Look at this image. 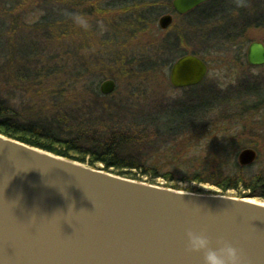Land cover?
<instances>
[{
    "label": "water",
    "instance_id": "obj_1",
    "mask_svg": "<svg viewBox=\"0 0 264 264\" xmlns=\"http://www.w3.org/2000/svg\"><path fill=\"white\" fill-rule=\"evenodd\" d=\"M208 0H172L185 14ZM170 14L159 17L167 29ZM247 63L264 65V45L247 47ZM207 73L186 54L169 69L174 88L197 85ZM115 82L99 85L102 95ZM256 151L241 150V166ZM204 230L242 250L244 264H264V204L250 198L183 191L125 178L0 134V264H202L186 232Z\"/></svg>",
    "mask_w": 264,
    "mask_h": 264
},
{
    "label": "trees",
    "instance_id": "obj_2",
    "mask_svg": "<svg viewBox=\"0 0 264 264\" xmlns=\"http://www.w3.org/2000/svg\"><path fill=\"white\" fill-rule=\"evenodd\" d=\"M46 1L48 4L60 5L65 9V14L48 19L43 16L35 26L41 30V37L48 38L51 43L55 42L56 53L63 51L68 55L69 50L64 48L61 50L60 47L65 43L64 39L70 37L74 28L82 27L76 23L75 17L85 18L82 14L69 16L68 8L75 10L88 1ZM171 2L172 0H124L119 6L120 14L122 12L124 14V10L131 11L126 13L127 18L123 17L125 20L115 21L118 32H115L114 38L118 40L120 35L127 31L135 34L143 22L148 21L150 24L153 20L154 23L155 18L161 13H172ZM16 3L9 0V3L4 2L0 7L3 8L2 14L12 19L9 25L13 26L12 32L18 27L16 20L13 19L12 8ZM91 4L95 7L93 1ZM229 5L233 8L228 9ZM185 17H188L185 25L193 32L196 30L194 27L196 23L203 29L205 26L212 27L211 35H208L214 45L210 51L215 49L216 44L217 46L228 44L241 51L247 41L245 36L247 30L251 27H264V0H209L187 13ZM110 27L113 28L111 24ZM184 38L187 37L183 32L173 38L168 37L160 42V47L156 48L155 53L159 49L161 61L164 62L165 55L166 61L173 63L180 56L188 54L179 50ZM221 48L218 47V50ZM115 53L113 57L117 62L118 75L140 73L154 64L150 59L146 63L142 54H138L139 57L136 58L129 53L125 55L119 51ZM189 53L207 61L199 52ZM36 54H31L30 57ZM30 57L13 65L0 62V134L92 168L103 169L137 181L159 185L157 181L163 180L166 182L161 184L162 186L179 189L173 185L175 181L212 183L215 177L219 179L217 186L221 192L237 189V184L243 183L246 187L242 190L251 192L239 197L264 199V174L259 173L248 182L239 174L225 176L226 158L222 159V154L219 155L212 144L216 138L217 127L212 119L194 111L189 101L185 103L180 100L170 103L156 101L139 106L131 104L132 100L102 95L95 87L87 88L89 92L87 101L80 100L74 109H67L62 105L61 109L64 108L61 111L59 107L54 106L60 103L52 104V78L64 73L63 65H55L56 63L52 65L54 54L47 60L40 56H34L29 60ZM127 57L131 60L127 61ZM2 58L4 57L0 56V60ZM138 58L140 61L135 63L134 59ZM32 60L34 65H30ZM72 68L77 70L75 75L80 77L95 74V70L99 69L93 63L86 65L84 62L75 64ZM19 83L27 85L40 98L39 100L46 103H41L42 106L54 108L53 112L58 110L51 116L52 122L51 120L43 123L32 120L22 122L15 117L8 104L12 97L6 96V93L10 94L11 89L8 88ZM196 88H189L190 93ZM231 165L234 170L242 169L237 163Z\"/></svg>",
    "mask_w": 264,
    "mask_h": 264
},
{
    "label": "rangeland",
    "instance_id": "obj_3",
    "mask_svg": "<svg viewBox=\"0 0 264 264\" xmlns=\"http://www.w3.org/2000/svg\"><path fill=\"white\" fill-rule=\"evenodd\" d=\"M14 1L17 2L16 6L12 7L14 10L13 19L16 20L18 25L16 31H11L13 26L9 25L12 19L2 14L3 8H0V56L4 57L0 62H4L5 65H13L36 53L34 56H40L47 60L52 58L54 54L52 65L56 63L55 65L61 64L64 67V73L52 78V104L55 102L60 103L58 106L54 105L59 107V110H63L64 107L61 109L62 105L67 109H74L76 103H79L80 100L85 99L87 101L89 99L88 89H94L95 87L99 89L100 83L107 79L115 82L114 91L110 95L115 98L132 100L131 104L133 105L139 104V106H142L145 103H155L156 101L166 103L175 100H180L183 103L189 101L194 111L210 120L212 119L213 124L217 127L216 138L212 144L216 152L219 155L222 154V159L226 158L225 162L227 164H224L225 176L239 174L243 180L248 182L258 176L259 173L264 174V143L255 147L258 158L254 164L240 171L233 169L231 164L236 163L238 153L247 147L248 145H245L250 142L246 139H243L244 141L235 140L239 129L232 127L231 117H229L236 98L245 97L246 95L253 96L254 94L260 96V91H264V66H249L245 58L247 46L251 42L258 41L264 44V27H251L247 30L245 35L247 41L241 51H237L228 44L226 46H217L216 44L215 49L210 51L214 45L209 37L213 30L212 27L205 26V29H203L199 23H196L197 25L194 26L196 30L193 32L188 25H185L188 17L175 14L172 24L167 29L161 30L158 26V19L164 14L161 13L155 18L154 23L153 20L150 24L148 21L143 22L144 24L135 34L127 31L116 40L114 34L118 31L115 27V21L118 19L125 20L127 18L126 13L131 11L129 9L128 11L124 10V14L123 12L120 14L119 6L124 0H86L88 2L81 4L75 10L68 8L70 11L69 16L82 14L85 18L75 17L76 23L82 27H76L74 31L71 30L73 32L70 37L64 39V47H60L61 50H69L67 55L63 51L56 53L57 50L54 49L56 48L54 46L55 42L51 43L48 38L41 37V30L35 26L43 16L46 19L55 18L65 14V9L57 4H48L46 0ZM91 1L95 3V7H92ZM4 2L9 3V0H0V7ZM230 8H233L232 5H229L228 9ZM110 24L113 26L112 29ZM181 32L185 33L187 38H184L179 50L188 53L192 51L199 52L205 57L208 65L206 77L200 85L195 86L197 88L192 93H190L189 88L178 89L171 86L169 69L172 63L166 61L165 55L163 56L164 62L161 61L159 49L155 53L156 48L160 47L161 41L166 40L168 37L173 38ZM80 44L83 45L80 46ZM221 46L224 47L221 48ZM218 47L221 49L218 50ZM117 51L122 55L129 53L132 57L136 56V58L138 54H142L146 63L150 59L154 64L140 73L118 75L117 62L113 57ZM166 55L169 56V53ZM34 56H31L29 60ZM56 59L64 63L58 62ZM126 60L130 61L131 58L127 57ZM139 61V58L134 59L135 63ZM30 62H32L30 65L35 64L33 60ZM83 62L86 65L93 63V65L99 67L98 70H95L96 73H93L95 76L92 73L83 77L75 75L77 70L72 68L73 65L83 64ZM23 84L10 86L8 88L11 89L10 94L4 92L6 96L12 97L8 104L15 117L22 122L32 120L33 122L43 123V121H50L51 116L55 115L54 113L58 110L53 112L54 108L50 109L42 106L46 103L39 100L40 98L27 85ZM232 116H235V114L232 113ZM212 181V183L175 181L173 185L183 191L209 195L239 197L244 193H249L244 192L242 189L221 192L217 186L219 179L213 177ZM165 182L163 180L157 181L159 185L165 184ZM250 199L264 204L262 198Z\"/></svg>",
    "mask_w": 264,
    "mask_h": 264
},
{
    "label": "flooded vegetation",
    "instance_id": "obj_4",
    "mask_svg": "<svg viewBox=\"0 0 264 264\" xmlns=\"http://www.w3.org/2000/svg\"><path fill=\"white\" fill-rule=\"evenodd\" d=\"M191 11H189V12H191ZM186 14L187 13L179 15V16H184ZM245 58H246V53H245ZM246 62H247V60H246ZM205 63H206L207 72H208L207 61H205ZM262 66H264V65H262ZM262 66H259V67H262ZM206 75H207V73H206ZM206 75H205V77H206ZM204 78H203V80H204ZM202 81L200 83H198L197 85H200L202 83ZM244 82H246V81H244ZM227 94H228V92H227ZM232 113H234L235 116H237V117L232 116ZM230 115H229V117H231L232 127L234 129H236V128L239 129V132L236 135L237 138L235 137L236 138L235 140L244 141L243 139H246L250 143L246 144V145L243 143V145H245V146L248 145L245 148H252L256 151L257 157H256L255 161L252 163V164H254L258 158V152L255 149V147H257L259 144L264 143V132H263L264 131V91H260V96L254 94L253 96L252 95H246L245 97L236 98ZM233 125H236V126H233ZM252 164L245 165V166H240L238 164V166L243 169L245 167L251 166ZM245 185L246 184L238 183L237 187H236L237 189H233V190L243 189L244 187H246ZM227 191H229V190H227ZM244 192H246V191H244ZM249 192H251V191H249Z\"/></svg>",
    "mask_w": 264,
    "mask_h": 264
},
{
    "label": "clouds",
    "instance_id": "obj_5",
    "mask_svg": "<svg viewBox=\"0 0 264 264\" xmlns=\"http://www.w3.org/2000/svg\"><path fill=\"white\" fill-rule=\"evenodd\" d=\"M187 249L202 253V264H244L242 250L232 242L219 237L216 245L204 230L189 228L186 232Z\"/></svg>",
    "mask_w": 264,
    "mask_h": 264
}]
</instances>
